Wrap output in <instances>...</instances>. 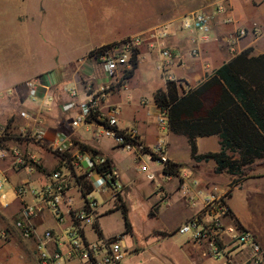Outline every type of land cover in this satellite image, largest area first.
Listing matches in <instances>:
<instances>
[{"label":"crops","instance_id":"crops-1","mask_svg":"<svg viewBox=\"0 0 264 264\" xmlns=\"http://www.w3.org/2000/svg\"><path fill=\"white\" fill-rule=\"evenodd\" d=\"M74 1L0 0V127L5 128L4 133L0 132V176L5 178V186L0 192V264H11L16 259L26 261V264H38L39 244L48 253L59 248L66 250L68 242L64 231L73 223V211L82 209L86 197L95 199L96 206L93 218L81 223L84 237L93 241L100 236L121 234L123 241L132 230L125 196L131 193V183L139 177L137 173L150 183L151 190L156 188L160 194L150 205V216H157L162 203L169 204L172 196H177L180 219L173 226H164L156 231L161 238L177 233V226L194 213V209L184 202L181 184L197 179L202 186L213 185L220 191H228L230 217L225 221L251 230L264 252V189L245 190L242 199H239L236 191L242 188L245 180L235 181L237 175L226 172L215 173L213 160L194 162L187 137L170 131L168 118L166 124L158 123V117L164 110L154 101L155 92L166 87L167 74L180 81L183 88H193L235 54L251 47L250 42L243 37H239L233 45L227 42V36L240 26L242 19L236 10L241 12L238 6L242 0H227L233 7L231 20L219 19L221 13L212 16L210 39L199 43L197 55L190 53L192 44L189 34L179 26L178 17L170 20L171 32L165 39V44L175 57L164 72L157 68L160 58L157 49L145 48L130 75L127 72L132 68L122 70V74L114 77H110L105 66L89 52L98 46L123 39L125 32L122 28L114 23L99 29L94 35L90 31V39L80 46L76 45V33L70 25L58 35L49 30L47 22L52 13L62 10L69 19ZM263 3L264 0H259V6ZM31 81L37 85L35 96L29 95L28 82ZM106 82L111 83V88L104 104L118 107L119 128L133 126L137 129L145 152L122 148L110 137L97 138L96 132L100 129L98 119H88V122L79 126L71 125L77 115L85 113V102L91 90ZM130 91L137 93L131 103ZM214 98L215 92L209 90L202 95L201 100L205 107H210ZM22 112L28 113L29 117L22 116ZM22 131L26 135H22ZM36 131H41L40 140L33 137ZM159 141L165 143L164 154L167 159L180 165L177 173L169 178L164 175L163 166L153 159L149 151ZM202 141L211 142L214 146L204 147ZM56 143L60 145L55 148ZM182 143L189 154L187 162H183L175 150ZM196 146L198 153L217 151L220 148L219 136L197 137ZM118 151L130 154V166L124 165ZM17 156L24 157L25 163L18 164ZM97 157L109 159L111 167L117 170L122 184L117 193L103 191L105 180L95 168ZM56 169L63 170L70 180L69 190L60 201L63 211L60 221L45 200L37 195L48 185L49 175ZM83 180L91 187V191L85 195L82 194ZM154 181L156 185H153ZM21 185L26 187V192L17 194L16 189ZM121 205L127 209L130 224L127 232ZM37 206L41 209L33 215H23L27 207L34 209ZM117 210L121 212L124 229L118 232L104 231L100 219ZM18 220H23L33 228L30 236H23L21 228L16 226ZM95 223L100 234L95 229ZM89 230L93 236L88 235ZM45 231H50L52 238L44 239ZM180 243L191 258L190 264H217L213 260L211 263L207 261L201 249L187 237ZM123 244L126 251H138L133 241H123Z\"/></svg>","mask_w":264,"mask_h":264},{"label":"built area","instance_id":"built-area-1","mask_svg":"<svg viewBox=\"0 0 264 264\" xmlns=\"http://www.w3.org/2000/svg\"><path fill=\"white\" fill-rule=\"evenodd\" d=\"M225 6L222 3L216 5L215 11L209 14L201 9L185 13L179 18V26L189 34V40L192 44L190 53L198 54V45L200 42L210 39V22L212 16L216 13L224 12ZM171 22L151 28L140 34H132L121 40L101 45L97 51V59L105 66L110 77L122 74L133 67V63L138 60L141 49H157L159 53V62L157 68L164 72L175 57L173 51L165 44V39L170 35ZM256 26V25H255ZM244 28H239L227 36V42L230 45L236 43V40L245 34ZM170 80H176L171 74H167ZM36 83L28 82L29 95L35 96ZM111 83L106 82L100 87L91 90L89 98L85 102V113L77 115L72 121V126H79L88 122L92 115H96L99 130L96 137H110L116 145L127 150L138 153L145 152V146L140 139L137 129L133 126L118 127V107L115 105L104 104L107 99ZM72 94L74 90L71 89ZM24 117H29L26 112L21 113ZM158 123L164 125L167 123V114L162 111L158 117ZM0 132L4 133V126L0 127ZM22 135L26 132L22 131ZM35 139L40 140L41 131H36ZM60 143L54 144L59 147ZM165 143L159 141L154 144L150 151L153 159L163 167L167 162L164 152ZM16 162L24 164L25 159L17 156ZM105 162L104 157H97V165ZM164 173V172H163ZM164 175L169 178L171 174ZM105 180L103 191L109 190L111 193H117L122 184L119 180L117 170L110 166V169L102 174ZM5 186V178L0 176V192ZM70 180L68 175L61 169L54 170L49 175V183L37 195L45 200L47 206L54 216L62 220L63 211L60 207V201L64 193L69 190ZM17 194L26 192V187L19 186L16 189ZM227 192L220 191L216 186H202L197 179L181 184V195L184 202L194 209V213L176 228V232L187 237L193 244L201 249L204 257L216 261L217 264H264V252L258 242L255 234L237 223L225 221L230 217V208L227 203ZM70 203V199L67 200ZM96 201L91 197H86L84 205L80 210L73 211V223L64 231L67 238L68 247L66 250L56 249L48 253L42 248V244L37 245L40 251L38 264H124L126 256V247L122 241L121 234L103 237L96 240H87L82 231V221L93 218V210ZM40 206L34 209L26 208L23 215L29 217L39 211ZM16 226L21 228L22 234L28 237L32 234L33 228L25 224L23 220H18ZM50 231L44 232V239L52 238Z\"/></svg>","mask_w":264,"mask_h":264},{"label":"rangeland","instance_id":"rangeland-1","mask_svg":"<svg viewBox=\"0 0 264 264\" xmlns=\"http://www.w3.org/2000/svg\"><path fill=\"white\" fill-rule=\"evenodd\" d=\"M245 2L246 4L242 0L238 6L239 10H244L243 12L236 10L242 19L239 22L240 26H238L246 30L241 37L250 42L252 54L264 52V3L259 6V0H245ZM74 3V9L69 12V19L66 18V12L59 10L55 14L52 13L47 24L49 30L55 35L67 29L68 25L73 27L76 33V45L78 46L86 43L91 34L94 35V32L109 26V24L114 25V23L124 30L126 37L172 22L170 20L193 10L201 9L212 14L219 3L225 6L219 19L231 20L233 16L231 11L233 7L227 0H75ZM120 28L119 32H121ZM113 35H117V32ZM144 50L145 47L141 49V52ZM127 92L129 91L127 90ZM130 94L129 102L131 103L135 100L137 93L130 91ZM201 144L208 148L214 146L208 141H202ZM175 150L177 156L183 162H187L189 154L183 143ZM117 154L123 159L124 165L130 166L132 164L128 152L118 151ZM137 175L139 177L134 179L136 182L131 183V193L125 196L132 230L131 233L125 235L123 241L125 243L133 241V245L137 247L138 251H126L125 264H190L191 258L180 243L185 238L183 235L174 233L171 236L161 238L156 232L164 226L169 228L179 221L177 196L173 195L169 204L162 203L157 216H150L148 213L150 205L155 202V198L160 194L156 188L151 190L150 183L145 182L146 179L142 175L138 173ZM240 179L245 181L242 188L236 191L239 199H242L245 190L264 189V159L257 160L256 166L247 173L237 175L235 181ZM125 182L128 183V180L126 179ZM233 182L234 180L230 185ZM153 183V185L157 184L155 181ZM100 223L104 231L118 232L124 229L119 210L103 216ZM48 224L49 222L46 225ZM88 235L93 236V233L89 230ZM207 261L211 263L210 259ZM11 264H26V261L16 259L12 260Z\"/></svg>","mask_w":264,"mask_h":264},{"label":"trees","instance_id":"trees-1","mask_svg":"<svg viewBox=\"0 0 264 264\" xmlns=\"http://www.w3.org/2000/svg\"><path fill=\"white\" fill-rule=\"evenodd\" d=\"M101 47L92 49L89 55L97 57ZM136 66L135 61L128 75ZM209 90L215 92V98L210 107H205L201 97ZM154 101L165 110L169 130L187 137L194 162L213 160L215 173L242 175L252 170L257 160L264 159V53L252 54L251 47L245 48L193 88L185 89L180 81L167 79L165 89L155 92ZM91 118L96 120V115ZM213 134L219 136V150L198 153L196 138ZM110 166L106 158L96 170L104 174ZM179 167L167 160L163 172L175 175ZM90 191L83 180L82 194ZM120 209L127 232V209L124 205ZM94 226L100 234L96 223Z\"/></svg>","mask_w":264,"mask_h":264}]
</instances>
